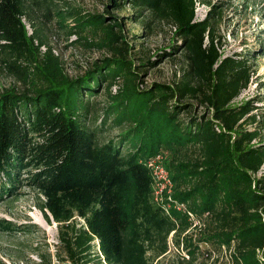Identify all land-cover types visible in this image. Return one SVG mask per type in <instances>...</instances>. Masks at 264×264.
I'll use <instances>...</instances> for the list:
<instances>
[{
    "label": "trees",
    "instance_id": "obj_1",
    "mask_svg": "<svg viewBox=\"0 0 264 264\" xmlns=\"http://www.w3.org/2000/svg\"><path fill=\"white\" fill-rule=\"evenodd\" d=\"M194 1L126 0L137 11L148 10L172 23L186 67L171 84L153 81L138 89L129 81L113 95L108 107L114 121L131 125L121 137L132 145L125 153L120 140L95 143V131L85 121L88 101L82 97L102 81L109 85L120 73H133L118 33H112L118 40L110 46L114 54L75 79L47 81L32 90H0V202L21 187L36 192L43 217L58 225L60 263L157 264L167 250V235L186 226L178 210L166 207L177 201L186 212L212 217L205 241L230 248L231 264H264V171L252 177L263 162L264 143L247 146L255 130L235 129L246 119L256 121L250 112L256 105L250 99L229 105L246 86L250 66L239 51L221 55L209 16L194 18ZM46 12L60 23L70 17L79 29L104 20L103 13L82 14L72 7H47ZM24 14L22 0H0V54L6 56L1 61L20 78L19 60L35 37L26 33ZM111 17L120 29L121 20ZM184 97L204 103L206 110L196 112ZM261 117L264 127V111ZM187 148L193 155L183 152L177 158ZM162 151L171 155L164 167L173 196L153 203L147 163ZM0 230L15 229L2 224ZM184 243L187 258L177 256L165 264L191 263L192 250Z\"/></svg>",
    "mask_w": 264,
    "mask_h": 264
},
{
    "label": "rangeland",
    "instance_id": "obj_2",
    "mask_svg": "<svg viewBox=\"0 0 264 264\" xmlns=\"http://www.w3.org/2000/svg\"><path fill=\"white\" fill-rule=\"evenodd\" d=\"M22 1L25 14L21 16V21L26 33H34L35 37L25 57L19 60V68L23 69L22 78L4 66L1 58L5 59L6 56L0 54V90H32L47 81L62 84L66 79H75L85 74L94 62L114 54L110 46L118 43V40L112 38V33H118L126 42V65L133 73H120L109 85L106 80L102 81L95 92L83 93L82 97L88 101L85 121L86 126L95 131V143L100 145L107 140H120L118 146L122 153L132 149L129 139L121 140L131 125L126 121L117 124L113 110L108 106L115 100L113 95L129 81L142 89L153 81L171 84L177 80L186 67V58L180 45H177L181 37L176 34L175 27L168 19L158 18L148 10L137 11L126 0H120V3H124L122 7L111 0ZM47 7L64 10L72 7L82 14L103 13L104 20L98 25L84 24L79 29L70 17L60 23L56 22L54 13L45 16ZM110 15L121 20L120 29L112 23ZM205 16L210 18L214 45L221 55L239 51L247 57L249 80L229 105L239 104L246 99L256 105L250 112L257 122L246 119L235 129L255 130L256 135L246 143L247 146L264 143V127H261V112L264 111V0H195L194 18L198 20ZM39 40L43 43L38 44ZM46 46L49 47L48 53H45ZM183 100L191 101L196 112L206 110L205 104H198L195 98L184 97ZM230 135L232 139L234 131ZM183 152L189 157L193 155V151L187 148L178 153L177 158L182 157ZM156 156L157 163L165 171L164 163L171 155L162 151ZM263 171L264 159L252 177L258 178ZM251 187H255L254 182ZM173 188L172 184L162 190L152 186V202L159 203L164 198L167 200V196L172 197ZM17 192L0 202V225L7 224L15 229L0 230V264H47V261L48 264H68L60 263L57 259L64 258L56 251L59 228L51 219L47 221L43 217L38 208L40 197L27 187H21ZM177 212L185 218L186 226L177 235L171 232L167 235V250L156 258L157 264H165L177 256L187 258L182 246L184 242L192 250L190 264H231L230 248L217 247L215 242L205 241L206 229L212 218L209 214L189 213L184 209ZM261 253V250L256 252L257 258Z\"/></svg>",
    "mask_w": 264,
    "mask_h": 264
},
{
    "label": "built area",
    "instance_id": "obj_3",
    "mask_svg": "<svg viewBox=\"0 0 264 264\" xmlns=\"http://www.w3.org/2000/svg\"><path fill=\"white\" fill-rule=\"evenodd\" d=\"M156 156L153 160H150L147 163V166L150 170V175H151V179H152V186L157 187L159 190H162L165 186L170 187L171 186V182L170 179L167 176V173L162 169V167L157 163ZM167 199H169V196H167ZM170 205H167L166 207H168ZM165 207V209H166ZM173 208H175L176 210H183L184 209V204L182 202H173L172 206ZM167 211V209H166Z\"/></svg>",
    "mask_w": 264,
    "mask_h": 264
}]
</instances>
